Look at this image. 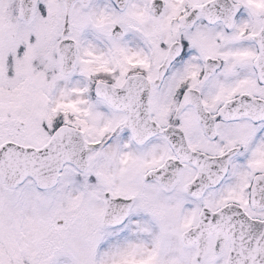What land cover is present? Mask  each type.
I'll list each match as a JSON object with an SVG mask.
<instances>
[{
	"label": "snow or ice",
	"instance_id": "snow-or-ice-1",
	"mask_svg": "<svg viewBox=\"0 0 264 264\" xmlns=\"http://www.w3.org/2000/svg\"><path fill=\"white\" fill-rule=\"evenodd\" d=\"M0 264H264V0H0Z\"/></svg>",
	"mask_w": 264,
	"mask_h": 264
}]
</instances>
